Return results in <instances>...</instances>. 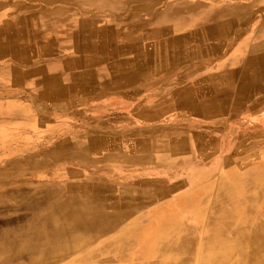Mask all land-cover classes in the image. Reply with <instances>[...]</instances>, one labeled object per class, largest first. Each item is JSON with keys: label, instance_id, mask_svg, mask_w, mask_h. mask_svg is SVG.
Instances as JSON below:
<instances>
[{"label": "crops", "instance_id": "1", "mask_svg": "<svg viewBox=\"0 0 264 264\" xmlns=\"http://www.w3.org/2000/svg\"><path fill=\"white\" fill-rule=\"evenodd\" d=\"M232 1L0 0V167L36 158L19 186L87 206L48 264H210V232L264 220L230 207L233 178L264 189V78L228 70Z\"/></svg>", "mask_w": 264, "mask_h": 264}, {"label": "bare ground", "instance_id": "2", "mask_svg": "<svg viewBox=\"0 0 264 264\" xmlns=\"http://www.w3.org/2000/svg\"><path fill=\"white\" fill-rule=\"evenodd\" d=\"M228 5L232 9L231 23L233 24L234 34L236 36L238 35V38L242 40V37L245 36V32H247V35L250 36V40L252 41V43L254 42L255 44H257L260 41L264 43V0H248L247 2H243L241 0H233L231 4ZM134 26L136 27V24H134ZM244 26H248L249 29L244 30ZM216 42L217 44H219V36L216 38ZM243 42L237 47H234L233 57L236 56V53L238 57L242 59V61L245 58H247L248 61L236 67H234L235 65L231 66L228 70L236 77L239 74H241V77H245L247 75H258L259 77L264 76V65L257 64L255 61H250V59L256 57H258L256 60L259 59L264 61V47L263 49L258 50L256 49V47H249V44H243ZM210 48V51H212V48L218 49V45L210 46ZM242 61L240 60V62ZM236 98L238 102L240 94H237ZM253 180L254 179H252L251 177L247 179L246 186L253 184ZM233 184L234 189L232 191H229L231 196L230 201H232L230 206L232 211L230 209L229 210L233 213H242L241 204H245V206H254L255 204H257L256 213L264 216V189H252L251 187H247V189H244V187H239L243 186L244 184V182L241 181L240 178H237V180L233 178ZM37 203L41 206L39 205L40 207L38 208H35L34 206L31 207V209L29 210V212L33 210L31 216H26L25 214H20L19 212L18 214L14 215L12 221L9 220V222L6 224L4 222H0V251H2L4 254L3 257H0V261L2 259L6 260L9 257L12 258L17 253L16 250L18 252L27 251L28 253L30 251L36 250L34 254H31L35 255V257H33L30 262H20V264H43L45 261L47 262L58 256V254L62 253V249H65L67 246V248L73 246L75 248H77L78 246L80 247V239L82 235H78L77 230L89 223L86 215V204L82 205V203L78 202V200L74 197L72 199H66L64 195H62V191L55 199H51L48 197L42 198L40 201H37ZM27 209L24 208V213L28 211ZM71 209H73V212L77 214V217L66 216L68 215L67 212H69ZM3 215L6 217L8 216L5 213L1 214V216ZM72 219H74V225L80 227L75 229L74 232H68L69 226L73 224V221H71ZM110 221H112V218H107L103 222L107 223ZM90 222L96 224L95 220H90ZM163 223L165 222L162 221L161 224ZM259 223H262V225H264V220ZM64 229L66 231H64ZM216 229H218V226ZM156 233L157 232H136V237L140 243L151 246L152 242H155L154 234ZM244 233L245 232H237L236 235H239L237 237H234V232L231 236L228 235V232H210V234L208 233L209 236L205 237L204 241L202 240V244L209 245L210 243H213L214 245L210 246V250L208 249L210 251V254H207L208 257L204 258V261L209 260L208 262H210V264H264V239L260 238L258 240L252 239L253 241H246L245 239H243ZM263 233L264 232H261L260 235L258 234L259 237ZM14 235L18 236L14 237ZM255 235L257 234L255 233ZM76 239L78 242H76ZM148 240H151L152 242L149 243ZM13 247H16L15 251H12L14 249ZM244 247H246L247 250L250 249L249 251L252 253L251 256H249L248 251L242 249ZM180 263L184 264V262Z\"/></svg>", "mask_w": 264, "mask_h": 264}, {"label": "rangeland", "instance_id": "3", "mask_svg": "<svg viewBox=\"0 0 264 264\" xmlns=\"http://www.w3.org/2000/svg\"><path fill=\"white\" fill-rule=\"evenodd\" d=\"M243 2H247L248 0H241ZM249 29V27H248ZM81 31V30H80ZM247 39V38H246ZM245 39V40H246ZM244 41V39L240 40V42L235 45V47H237L239 44H241ZM249 44V47L253 46L256 47V49H263L264 47V43L263 42H258L257 44H255L254 42L252 43V41L250 39H247L246 41L243 42V44ZM235 57H233V62H232V66L236 67L239 66L242 63H245L248 61L247 58H245L243 61L242 59H240L238 57V55L235 53ZM239 58V59H238ZM258 57L250 59V61H255L257 64L260 65H264L263 64V60H256ZM240 60L242 62H240ZM264 67V66H263ZM238 78L241 77V74H239L237 76ZM264 78V76H262ZM42 162H40L41 164ZM39 164V162L33 158H23L22 160H20V158H11L8 162L2 163L1 167H0V222H4L5 224L9 222V220H13L14 215L18 214L20 212V214H25L26 216H31L33 213V210H31L29 212V210L31 209V207H35L38 208L40 207L37 203V201H40L42 198H51V199H55L60 192L62 191V195L65 196V191L63 189H49L47 187H34L32 186L30 183L28 184H24L23 181H21V185L19 186L16 181V175L15 172L16 170H18L20 172V167L23 170V168L29 167L30 165H36ZM47 185V184H46ZM5 186V187H4ZM8 186V187H7ZM45 186V185H44ZM7 192V193H6ZM74 198H76L78 200V202H82L83 198H81V196H73ZM71 197V199L73 198ZM256 205V206H255ZM255 211L253 209H249L251 213L256 212V208H257V204H255ZM24 208L27 209L28 211L26 213H24ZM8 210V211H6ZM7 212V213H6ZM7 214L8 216H1V214ZM69 217H77V214L73 212V209H71L69 212H67ZM71 221H73L72 225L69 226V230L68 232H74L75 229H77L80 226L74 225V219H72ZM235 223V224H234ZM253 223V224H252ZM221 223L216 222V225L219 228V225ZM161 225V222H159V227ZM246 225H242L239 222L236 223V221H233V223L231 224V229L234 232V237H237L239 235H236L237 232H243V227H245ZM250 227V228H249ZM248 228H249V232H245L244 233V237L243 239H245L246 241H253V240H258L260 238L264 239V233L259 237L261 232H264V225H262V223H259V221H250L248 224ZM85 229V226L79 228L77 230L78 235H82L85 232H82ZM63 230V229H62ZM250 230H253L254 232L256 230H258L259 232H255L257 235H255L254 232H251ZM64 231H66L64 229ZM233 232H228V235L231 236L233 234ZM157 234V233H156ZM156 234H154V237L156 236ZM259 234V235H258ZM77 235V236H78ZM18 235H14V237H16ZM82 237L81 236V244H82ZM253 239V240H252ZM145 245V244H144ZM210 246H213V243L209 244ZM149 245H146L145 247H148ZM68 247V246H67ZM66 247V248H67ZM79 247V246H78ZM14 248V247H13ZM71 248V247H69ZM75 247L73 246L72 249H74ZM246 251L249 252V256L252 255V253L247 250L246 247L242 248ZM16 247L12 250L15 251ZM39 250V249H38ZM36 251V250H35ZM35 251H30L29 253L27 251L25 252H21V251H17L16 250V254L11 258L9 257L8 259L4 260L2 259L0 261V264H20V262H30L31 259L33 257H35V255H31L34 254ZM264 254V253H263ZM61 255H63V252L58 254V256H56L57 258L60 257ZM4 254L2 251H0V257H3ZM27 260V261H26ZM49 261H45L43 264H48Z\"/></svg>", "mask_w": 264, "mask_h": 264}]
</instances>
